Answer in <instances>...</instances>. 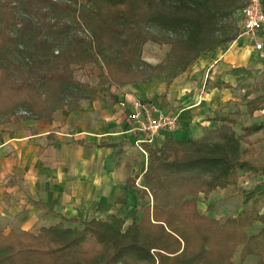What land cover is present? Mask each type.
Returning <instances> with one entry per match:
<instances>
[{
    "label": "trees",
    "instance_id": "1",
    "mask_svg": "<svg viewBox=\"0 0 264 264\" xmlns=\"http://www.w3.org/2000/svg\"><path fill=\"white\" fill-rule=\"evenodd\" d=\"M76 1L30 0V13L43 21L24 16L16 23L12 39L25 60L26 75L18 82L0 65V124L51 122L55 111H71L79 100L95 99L101 86L120 88L160 75L168 85L200 56L237 38V11L246 0H87L92 7ZM47 8L72 15L91 39L68 37V26L47 17ZM1 38L0 33V44ZM148 41L169 45L165 62L150 64L141 58ZM91 63L102 70L97 84L76 81L72 66ZM263 72L264 64L255 73L245 67L231 71L244 82L249 115L264 109V74L258 75ZM208 84L207 79L205 88ZM209 87L232 86L217 79ZM238 114L218 108L207 118L218 124L215 140L169 136L159 147L146 146L148 163L142 190L136 192L141 199L149 194L151 202L130 223L125 225L118 215L104 220L47 211L60 219L37 233H5L0 227V264H233L237 249L240 262L255 255L256 264H264V179L249 187L240 182L243 175L264 178V137L250 139L264 132V122L242 125L237 133L233 116ZM47 138L52 141L54 133ZM132 183L129 177L127 190H133ZM220 189L228 192L226 197L237 194L241 199L236 215L223 222L200 213L197 203L200 194ZM114 204L125 205L126 197ZM255 223L261 228L249 233Z\"/></svg>",
    "mask_w": 264,
    "mask_h": 264
},
{
    "label": "crops",
    "instance_id": "2",
    "mask_svg": "<svg viewBox=\"0 0 264 264\" xmlns=\"http://www.w3.org/2000/svg\"><path fill=\"white\" fill-rule=\"evenodd\" d=\"M263 60L251 45L235 40L197 59L194 64L198 69L212 66L210 71H204V77L190 74L194 67L191 65L168 85L158 79H148L120 88L111 87L107 96L100 94L95 99H81L74 110L55 111L51 122L41 119L0 124V224L6 220L13 221L15 227H25L34 224L31 217H51L47 211L79 217L96 212L99 206L107 207L104 213L116 215L121 207L114 204V200L123 195L126 197L124 207L140 208L137 192L126 189V181L136 168L129 153L136 148L120 146L121 138L127 135L122 132V110L118 101L130 97L142 100L163 97L166 105L179 114L178 128L170 136L177 141L201 139L218 125L207 120L208 117L205 121L206 115L237 95L238 81L232 69L245 67L255 73L263 66ZM207 79L209 84L205 88ZM217 79L232 87H209ZM49 132L54 133L50 142ZM58 135L74 140L62 142ZM166 138L161 136L159 140L164 143ZM101 142L113 145L97 146ZM239 252L237 249L234 256L239 257Z\"/></svg>",
    "mask_w": 264,
    "mask_h": 264
},
{
    "label": "rangeland",
    "instance_id": "3",
    "mask_svg": "<svg viewBox=\"0 0 264 264\" xmlns=\"http://www.w3.org/2000/svg\"><path fill=\"white\" fill-rule=\"evenodd\" d=\"M73 1V0H72ZM77 4H86L87 0H77ZM90 7H92L91 3H87ZM47 11H50V13L47 15V17L54 18L56 17L58 21H60V24L67 25L68 28L66 30L67 36H71L73 34H77L81 37H83L86 41H89L91 39L89 30L81 25L72 15H66L62 11H54L52 12L47 8ZM32 17L34 20L37 18L39 21H43V17L40 15H33L30 13V0H0V33L2 35L1 38V44H0V65H2L7 71L10 73L13 79L20 82L22 78L26 75V69H25V60L21 57L19 52L16 50L15 46L17 42L13 40L14 33L17 30L18 27V21L20 17ZM53 21V20H52ZM232 22L236 25L235 17L233 18ZM17 23V24H16ZM264 28V27H263ZM262 28V29H263ZM260 38L263 37V44H264V31L261 30ZM238 41H242L247 43L243 38H239ZM228 45V44H227ZM254 49V48H253ZM169 51V45L165 43H155L148 41L142 46L141 51V58L145 61H147L150 64H158L163 63L166 60L167 53ZM260 59H264V48L262 50H257ZM264 62V60H263ZM194 67L192 70H190L193 73L199 74V77H204L206 70H211L212 66L204 65V70L198 69V67L193 64ZM192 65V66H193ZM191 66L187 69L189 70ZM73 77L76 81L80 83H87L89 85H96L98 82L99 74L102 71L98 66L91 64L86 65H73ZM205 71V72H204ZM263 73H260L258 75L263 77ZM194 75V74H193ZM198 78V77H197ZM151 79H158L165 82V77L163 75L160 76H154ZM198 80V79H197ZM200 80V79H199ZM144 81V80H143ZM142 81L138 82L141 83ZM247 82V81H246ZM244 82H238L236 89H238L237 95L234 98H230L225 106H222L220 108L221 113L226 112H237L239 113V117L233 116L235 120H237V123L233 126L235 131L237 133L241 132V126L242 125H250L254 123H262L264 122V109L261 111H256L252 115H249L246 113V99L243 98L244 88H243ZM111 88H107L106 86H101L98 92V95L104 94L108 95L110 94ZM131 93V92H128ZM66 109V108H65ZM171 111L175 110V108H170ZM177 111V110H175ZM217 111V110H216ZM214 114L211 113L210 115H206L205 121L207 117H212ZM122 118V115H121ZM206 123V122H205ZM207 124V123H206ZM215 124V123H214ZM60 129V127H57ZM124 129H122L123 132ZM215 130H208L204 137L209 138L210 140H215L217 138V135L214 132ZM61 133V131H59ZM124 133V132H123ZM63 134V133H62ZM125 134V133H124ZM126 135V134H125ZM124 135V136H125ZM62 142L66 140H74L71 137H65L64 135H58ZM79 137V136H77ZM128 136H125L124 138H121L120 140V146L122 147H132L136 148V151H133L129 153L132 157V160L135 161V169H132V173L130 174V177L133 179L134 184L132 183L133 190L137 191L138 193L142 190V179L143 174L146 171L147 164L145 165L144 157L142 155V152L137 148V146L133 145L132 139ZM203 137V138H204ZM262 138L264 137V132H259L253 136L250 137L251 140L255 138ZM75 142V141H74ZM130 147V148H131ZM255 147L258 151H261V145L256 144ZM124 150V148L122 149ZM127 150V149H126ZM132 162V161H129ZM148 163V158H147ZM130 163L126 167H128L129 170ZM263 176H257L255 179H250L246 175H243L240 178V182L245 185L246 187H249L252 185L253 182L263 180ZM230 192V191H229ZM227 191L220 189L215 192H212L204 197H202L200 194V199L197 202L198 203V210L200 213L206 214L210 217L216 218L223 222L227 217H231L235 214V212L238 210L237 208L241 206V199L237 194H234L233 196L226 197ZM124 196V195H123ZM121 196V197H123ZM136 201L141 205L140 208H126L124 205H119L121 209L116 214L125 220V225L130 223L131 220L135 217H138L142 206L147 203L151 202L150 195L147 194L143 199L138 197ZM118 210V208H117ZM82 216L86 218H92V217H98L101 219H109L113 214L104 213L103 210H97L96 212H90L88 214H81ZM34 217V216H33ZM32 219V220H31ZM60 218L59 216H55L52 214L51 217H34L30 218L31 222H34V224H29V226H17L14 225L15 223L11 221V223L7 222L6 220L1 221L0 227L3 229L5 233L7 232H24V231H30L33 233H37L39 227L41 226H47L52 221H58ZM39 220V221H38ZM21 223V222H18ZM67 225L73 226L74 224L65 222ZM6 225H9L11 227H7ZM7 227V228H6ZM9 228V229H8ZM261 228L260 223H255L252 228L249 229V233H253L258 231ZM257 256H252L251 258H248L247 261L240 262L239 257L236 255L233 257V264H256Z\"/></svg>",
    "mask_w": 264,
    "mask_h": 264
},
{
    "label": "built area",
    "instance_id": "4",
    "mask_svg": "<svg viewBox=\"0 0 264 264\" xmlns=\"http://www.w3.org/2000/svg\"><path fill=\"white\" fill-rule=\"evenodd\" d=\"M238 35L235 40L243 38L255 50L264 48L260 33L264 27V0H246L237 11ZM233 40V41H235ZM122 110L123 132L142 152L145 165L148 158V147H159V140L168 137L178 128V111H171L163 97L142 100L137 97L118 101Z\"/></svg>",
    "mask_w": 264,
    "mask_h": 264
}]
</instances>
